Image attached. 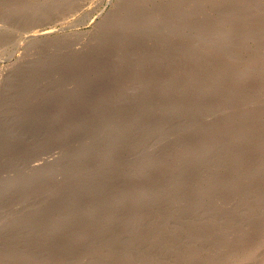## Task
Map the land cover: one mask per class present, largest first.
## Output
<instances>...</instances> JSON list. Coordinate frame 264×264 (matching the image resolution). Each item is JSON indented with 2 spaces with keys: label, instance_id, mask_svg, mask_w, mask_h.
Listing matches in <instances>:
<instances>
[{
  "label": "rangeland",
  "instance_id": "374dc122",
  "mask_svg": "<svg viewBox=\"0 0 264 264\" xmlns=\"http://www.w3.org/2000/svg\"><path fill=\"white\" fill-rule=\"evenodd\" d=\"M0 264H264V0H0Z\"/></svg>",
  "mask_w": 264,
  "mask_h": 264
},
{
  "label": "bare ground",
  "instance_id": "6f19581e",
  "mask_svg": "<svg viewBox=\"0 0 264 264\" xmlns=\"http://www.w3.org/2000/svg\"><path fill=\"white\" fill-rule=\"evenodd\" d=\"M48 30H49V29H48ZM48 30H46V31L48 32ZM46 31H43V32H45V35L47 36L48 34L46 33ZM41 32H42V31H39V32L37 31V33H35V34L39 35ZM52 32H53V31H52ZM49 33H50V32H49ZM37 35H36V36H37Z\"/></svg>",
  "mask_w": 264,
  "mask_h": 264
}]
</instances>
